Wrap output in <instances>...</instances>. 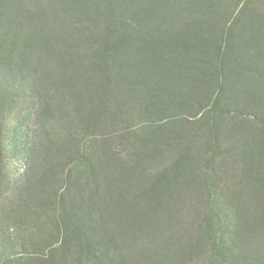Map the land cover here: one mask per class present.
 I'll return each mask as SVG.
<instances>
[{
    "label": "rangeland",
    "instance_id": "374dc122",
    "mask_svg": "<svg viewBox=\"0 0 264 264\" xmlns=\"http://www.w3.org/2000/svg\"><path fill=\"white\" fill-rule=\"evenodd\" d=\"M0 77V264H264V0H0Z\"/></svg>",
    "mask_w": 264,
    "mask_h": 264
},
{
    "label": "trees",
    "instance_id": "16d2710c",
    "mask_svg": "<svg viewBox=\"0 0 264 264\" xmlns=\"http://www.w3.org/2000/svg\"><path fill=\"white\" fill-rule=\"evenodd\" d=\"M11 15V14H10ZM132 22H134L135 20H137L136 18H131L130 19ZM132 24H127L124 20L121 21V25H120V34H121V37L124 35L123 38H120L119 40V44L116 46V49H111V50H116V53L115 55L117 54V58L118 59V66L120 68L119 70V77L123 80H128L130 83V86H131V90L132 91H141L142 88L144 87L145 85V81L146 80H151L152 78V75H154L151 71H149L148 68H154V64H159L161 63V61H159L160 59L163 60V56L166 54V57H167V61L168 62H172L173 60L171 59V57H173V55H179L183 58V62L184 63H178V64H181L180 66H182L183 70L186 72L185 76H189V72H188V69H189V64L190 62L192 63V59L193 57H191L189 55V53H193V51L191 49H189L187 46H183V44H181V48L179 47L176 48L174 47L173 51H164V53H160L162 52L161 51V47L160 49H158L157 51L152 48V45H151V49H149L150 47H148L146 45L147 44H150L151 42H142L140 38L136 37V25L133 27L131 26ZM168 48H171V47H168ZM103 49H98V52L96 51L95 53H93V55H95L96 53H98V59L99 61H105V51L102 52ZM167 50V49H165ZM110 53L112 51H109ZM166 52V53H165ZM104 59V60H103ZM165 62V60H164ZM208 63V62H206ZM102 64H104L102 62ZM151 65L150 67H147L148 65ZM185 64L187 65V67L185 66ZM105 65V64H104ZM94 68H99L100 67V63H98L97 65L93 66ZM154 70V69H153ZM20 70L17 69V73L19 72ZM171 74V72H170ZM203 77H205L207 80L206 81H203L201 84L203 85H206V88L209 89V88H212L210 87V83H211V78L208 77V75H203ZM1 78L5 79V77H0V85L2 84L1 83ZM36 89H32L31 91V96H30V99L28 101V105L26 108H23L21 113H20V116L17 118V122H19L20 124L18 125L20 128L18 130V138H17V134H14V138H13V148H20V147H23L22 150L23 151H28L32 146L30 143H28V141H26L28 135H29V132L27 131H23V129H21V127L23 126V121H26L28 117H26V115H32V112L34 115H37L38 113V108H40V99L36 100ZM4 97V93H3V90L0 88V104L2 102V99ZM80 97V95L78 96ZM134 101V98H132V102ZM131 103H126V102H123L122 99L119 100V103H118V106L121 107V105H123L124 107L126 105H133ZM119 109V108H118ZM127 112L129 113L130 112V109H127ZM38 117V116H37ZM112 125V124H110ZM19 139L20 141H17ZM2 151H1V145H0V174L3 172L4 170V167H3V164H2ZM28 175V174H27ZM25 181V182H24ZM23 181V183L25 184L27 181H28V176L27 178H25ZM23 186V185H22ZM22 186L18 188V195L16 196L17 199L20 201L21 200V193H22ZM0 197L6 199V200H9L8 197H3L2 195H0ZM7 214L6 212V208H2L1 209V214ZM3 246V249L1 250L0 252V257H9L10 256V249H8V251H5L4 249V245H1ZM2 257V258H3Z\"/></svg>",
    "mask_w": 264,
    "mask_h": 264
}]
</instances>
